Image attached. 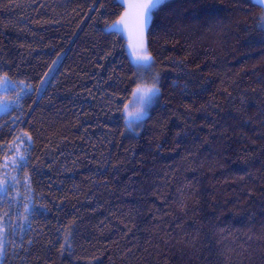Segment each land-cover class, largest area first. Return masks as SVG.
Returning <instances> with one entry per match:
<instances>
[{
	"label": "trees",
	"instance_id": "trees-1",
	"mask_svg": "<svg viewBox=\"0 0 264 264\" xmlns=\"http://www.w3.org/2000/svg\"><path fill=\"white\" fill-rule=\"evenodd\" d=\"M124 11L0 0V74L19 87L0 170L23 141L27 161L0 200V264H264L263 7L166 1L147 31L160 92L135 130L123 110L145 78L110 31Z\"/></svg>",
	"mask_w": 264,
	"mask_h": 264
},
{
	"label": "snow or ice",
	"instance_id": "snow-or-ice-1",
	"mask_svg": "<svg viewBox=\"0 0 264 264\" xmlns=\"http://www.w3.org/2000/svg\"><path fill=\"white\" fill-rule=\"evenodd\" d=\"M257 4L264 5V0H255ZM165 3V0H131L128 3V9L119 17V20L112 25L110 31L113 33H120L123 29L121 26L130 28L137 37L136 51L134 53L135 66L137 70L146 69L151 70L154 66V60L148 52L144 43V32L147 29L153 14ZM158 77L153 78L152 86H142L138 84L136 89L132 92L136 107V121H142L147 116V109L155 102L159 96L160 89L156 86ZM18 86L10 80L7 73L0 74V89L3 91H16ZM20 97L17 96V103ZM2 103V102H0ZM125 112L128 113V107L125 105ZM131 115L130 113H128ZM131 121L129 122V124ZM27 135V133H25ZM29 141L31 137H28ZM22 167L27 166V161L21 157ZM7 185V186H5ZM11 189V184L4 179H0V193L7 194ZM25 211H29L26 207ZM2 231V229H0Z\"/></svg>",
	"mask_w": 264,
	"mask_h": 264
},
{
	"label": "rangeland",
	"instance_id": "rangeland-1",
	"mask_svg": "<svg viewBox=\"0 0 264 264\" xmlns=\"http://www.w3.org/2000/svg\"><path fill=\"white\" fill-rule=\"evenodd\" d=\"M118 1H119V3H121L124 6L125 11L128 9V3L131 2V0H118ZM166 1H168V0H165V2ZM261 6L263 7V10H264V5H261ZM151 21H152V19H151ZM151 21H150V23H151ZM150 23L144 32V43H145L146 47H147V31H148V28L150 26ZM261 25L264 28V12H263V16L261 19ZM121 27L123 30L120 32V34H122L127 41V50H128L129 56L131 58V61L135 66L134 62H135L136 57H135L134 53L136 51V44H137L136 34L132 30H130V28H127L124 26H121ZM60 60H61V58H59L54 63L50 72L46 75L45 79L43 80L41 87H40V94L45 90V88L49 84L50 80L52 79L54 73L56 72V70L58 68V65L60 64ZM135 68H136V66H135ZM136 70H137V68H136ZM138 72L143 76V78H145V79H143V81H141L140 84L142 86L151 87L152 82H153V78L155 77L154 72H153V68L151 70L140 69ZM156 86L159 88V80H158V83L156 84ZM18 91H19V87L16 88V91H8V92H5V91H3V89H0V102H2V103H0V115L8 112L11 109L12 105L14 103H16L15 95L18 93ZM10 92H13V93L15 92V94L11 97ZM156 101H157V99L147 109V116L149 114L150 109L156 103ZM126 105L128 107V113H130L131 115H129L128 113L125 112V107H124L123 115L125 118V122L127 124V127L130 130H135L136 127L139 124H141L147 116L142 121H136L135 120V116L137 113H136L135 101L133 99V96H132L131 100ZM130 121H131V123L129 124ZM25 145H26V143L24 141L22 143L18 144L14 148V150L12 151L10 158L8 160H6L5 164L3 165L2 169L0 170V179H4L8 182V184H11V189L7 192V194L0 193V200L3 198L4 199L7 198L8 200L10 199V195L12 193V190L14 189V186H15L16 169L19 167V161L21 160L22 151H23L24 147H26ZM5 186H7V185H5ZM0 229H2V231H0V258H1L3 246H4V236H5L6 232H5L4 228L1 226V224H0Z\"/></svg>",
	"mask_w": 264,
	"mask_h": 264
}]
</instances>
